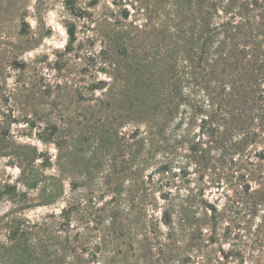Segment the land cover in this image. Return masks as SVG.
<instances>
[{
	"label": "rangeland",
	"instance_id": "1",
	"mask_svg": "<svg viewBox=\"0 0 264 264\" xmlns=\"http://www.w3.org/2000/svg\"><path fill=\"white\" fill-rule=\"evenodd\" d=\"M204 10L201 0H0V245L10 246L0 249V264H49L51 257L40 249L31 252L23 239H7L9 231L17 224L21 229L50 224L71 197L87 190L84 184L73 193L70 181H84L89 173L108 175L115 134L143 127L135 122V111L154 114L172 45L180 50L181 76L186 62L190 71L196 66L192 54L199 47ZM188 42L187 61L181 51ZM189 95L179 109L187 119L166 131L176 162L165 179L181 198L199 195L197 203L202 199L217 209L212 227L197 208L203 236L192 262L264 264V125L262 139L247 145L245 157L202 140L197 154L201 149L205 154L199 160L190 152L200 137L194 135L199 122H187L190 115L202 117L195 103L200 93ZM257 103L253 112L264 117V100ZM54 125L60 129L44 143L37 133ZM233 157L239 162L234 167ZM210 158L226 175L219 185L204 168Z\"/></svg>",
	"mask_w": 264,
	"mask_h": 264
},
{
	"label": "trees",
	"instance_id": "2",
	"mask_svg": "<svg viewBox=\"0 0 264 264\" xmlns=\"http://www.w3.org/2000/svg\"><path fill=\"white\" fill-rule=\"evenodd\" d=\"M205 1L201 0L205 10L199 47L192 54L196 66L190 71L186 62L181 76L180 50L172 45L165 63L168 76L160 82L164 92L154 95V114L135 111V122L143 127L136 126L130 134H115L108 175L99 178L89 173L84 181H70L73 193L84 184L87 190L71 197V203L52 216L50 224L28 223L22 229L17 224L7 239H23L31 252L40 249L46 258L51 257L49 264H195L192 251L203 236L197 208L212 227L217 209L202 199L197 203L199 195L181 198L172 191L165 175L170 167L175 168L176 160L169 151L167 128L187 119L179 116V109L193 92L200 93L195 97L200 102L195 103L202 117L197 121L190 115L187 124L199 122L194 131L200 135L198 143L190 147L199 160L205 154L203 149L197 154L202 140L227 155L245 157L247 145L261 138L264 125V117L253 112L257 102L264 100V0ZM68 34L74 40L73 30ZM153 42L158 49L160 41ZM183 47L188 61L192 43ZM183 76L188 95L183 91ZM48 127L37 133L44 143L51 142L60 129L59 125ZM196 158L195 165L200 166ZM210 160L204 168L213 171L219 185L226 175L221 168L217 171L216 160ZM229 162L233 167L239 163L234 157ZM9 247L0 245L1 250Z\"/></svg>",
	"mask_w": 264,
	"mask_h": 264
}]
</instances>
